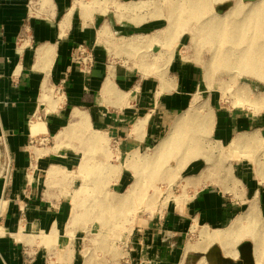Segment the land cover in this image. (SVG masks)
Returning a JSON list of instances; mask_svg holds the SVG:
<instances>
[{"label": "crops", "instance_id": "0c3cea01", "mask_svg": "<svg viewBox=\"0 0 264 264\" xmlns=\"http://www.w3.org/2000/svg\"><path fill=\"white\" fill-rule=\"evenodd\" d=\"M80 2L0 0V264H123L121 244L131 248L129 264H186L190 256H201L191 264H209L205 254L219 246L185 251L193 228L250 225L252 207L264 225V114L211 107L217 103L201 89L202 68L181 62L180 31L157 0H108L101 11ZM80 44L93 53L87 75L72 62ZM54 88L63 93L60 106ZM196 96L213 108L214 140L240 154L229 159V177L188 178L179 196L188 202L141 218L138 232L117 240L95 218L94 204L128 194L142 156ZM245 241L253 246L244 236L235 252Z\"/></svg>", "mask_w": 264, "mask_h": 264}, {"label": "bare ground", "instance_id": "6f19581e", "mask_svg": "<svg viewBox=\"0 0 264 264\" xmlns=\"http://www.w3.org/2000/svg\"><path fill=\"white\" fill-rule=\"evenodd\" d=\"M189 4V8H183L182 2L177 6H171L172 13L178 11L186 13L182 16V19L200 18L202 14L209 13L210 4L222 3L225 0H186ZM228 1V0H226ZM210 5V6H209ZM188 6V5H187ZM159 10V9H157ZM215 16L219 17L220 20L216 23H212L205 32V41L213 45V58L212 62L208 63L203 67V81L208 84L211 76L214 73H219L220 71L224 73L231 74L235 78H252L258 81L260 84L256 86L253 93H251L245 87L238 88L237 97L239 100V105L243 106L242 101L245 99L256 103L260 109L264 110V0H255L242 2V0H237L233 6L227 9L223 14H217L215 10ZM211 17H214L211 16ZM180 24H184L183 20L178 21ZM231 22V23H230ZM229 23V27L225 28L226 24ZM214 28V29H213ZM175 29V25L171 26V30ZM213 29V31H212ZM196 96L191 104V107L196 111L203 110V115L199 120L193 119L192 115H189L188 110L187 116H180L173 121L171 131L168 136L162 138L154 150L151 151V156L144 159L145 168L149 170L157 169V162L163 159V156H168L169 153H180L181 157L179 162L185 163L183 167H180L174 171L172 174V179L176 180L182 173H188L190 170L200 162L202 155L200 154V142L197 135L193 133L195 130L203 127L208 129V127L213 125L214 115L211 109L207 106V102L200 103ZM201 112V111H200ZM189 116V117H188ZM186 118H188L186 120ZM213 135V133H211ZM214 137V135H213ZM239 145L237 140L233 141ZM199 154L201 155L199 158ZM229 154V159H237L240 154L236 148L232 149ZM158 158V159H157ZM206 160V159H205ZM155 163V164H153ZM153 164V166H151ZM131 164L130 166H132ZM219 174V173H214ZM211 174H206L207 178H210ZM151 179L157 177V174L150 175ZM185 179L182 185L185 186ZM140 189V182H136L131 187L130 195H136ZM186 198V197H185ZM178 198L169 205L172 209L184 204L189 201L186 199ZM131 200L129 197L124 196L114 208L123 209L126 207L128 201ZM109 205L104 206L107 209ZM99 210L102 209L98 208ZM111 209V207H109ZM98 210V211H99ZM248 222H252L250 225L243 224L244 222H237L231 228L224 231H209L203 229L199 232L198 239L186 245L184 248L186 252H203L208 251L211 245H217L221 248L223 254L230 258H236L237 252H235L233 246L234 244L244 236H249L251 241H253V257L254 264H264V230L261 231L256 223L257 211L255 208L249 212ZM103 224V223H102ZM248 227V228H247ZM129 232V231H128ZM97 242H104L105 236L97 235L94 237ZM249 242V241H248ZM251 243V242H250ZM99 244V243H97ZM217 248V247H216Z\"/></svg>", "mask_w": 264, "mask_h": 264}, {"label": "rangeland", "instance_id": "374dc122", "mask_svg": "<svg viewBox=\"0 0 264 264\" xmlns=\"http://www.w3.org/2000/svg\"><path fill=\"white\" fill-rule=\"evenodd\" d=\"M108 0H86L84 3H78V5L83 8V6H89L90 9H94V11H101V7L103 4L107 6ZM131 1V0H130ZM157 6H158V12L166 11L167 18L169 20V26L174 24L175 29L174 31H180L178 35H175L174 39L176 38L175 47L178 45V50L176 52L179 54L180 57H182L183 64H193L195 66H200L202 68V74H203V67L207 65L208 63L212 62L214 50L213 45L207 41H205V32L206 30L211 27L210 25L212 23H216L220 20L219 17H216L215 10L213 9L214 5H211L209 7V13H203L200 18H191L190 19H182L183 15H186V13L174 11L175 13L171 15L172 9L171 6H177L181 4V2H185V0H157ZM237 0H229L227 2L229 3H235ZM226 2V3H227ZM186 3V2H185ZM111 6H114L116 8L115 3H111ZM183 4V3H182ZM187 4V3H186ZM144 6V5H143ZM187 6V5H186ZM233 6V5H232ZM88 9L87 7H85ZM89 10V9H88ZM214 17H211L213 16ZM160 17V16H159ZM183 20L184 24H180L178 21ZM231 23V22H230ZM229 23L226 24L225 28L229 27ZM214 29V28H213ZM212 29V31H213ZM176 34V33H175ZM175 51V50H173ZM196 68V67H195ZM162 69L167 70L168 67L165 65L164 68H161L159 66L158 72ZM260 83L252 78L242 77V78H235L232 77L231 74L224 73L220 71L219 73H214L211 76V79L209 80L208 84L204 83L202 84V90H206L208 94L212 97H215V102L217 103L216 106L211 107H218L223 108V112H231V115L237 116L239 114L246 113L247 115L251 117H256L259 115L264 114V110L260 109L259 106L251 101L243 100L242 104L243 106L239 105V100L237 97L238 88L245 87L248 89L251 93H253L254 89H256V86H258ZM193 87L196 86V84L192 85ZM195 89V88H194ZM193 97V96H192ZM191 97V98H192ZM199 99V98H198ZM193 101V98L192 100ZM200 103L205 102L204 99L199 101ZM191 107V106H190ZM209 108V106H207ZM211 111L213 112V108ZM194 108L191 107L189 111V115L193 116L194 121L199 120L201 122V117L203 115V110L196 111ZM188 110H184L182 113L176 115L172 120L171 124L168 125L166 129V133L163 136V138L171 131V127L173 125V121L177 117L180 116H187ZM222 110V109H221ZM201 111V112H200ZM214 113V112H213ZM214 115V114H213ZM189 117V116H188ZM230 116H228L229 119ZM188 118H186L187 120ZM214 121H216V117L214 116ZM213 129V125L208 127V129L199 128L195 130L193 133L194 135H197L200 142V154L202 157L200 158V162L197 163L188 173H182L181 178L179 180H173L172 174L174 171L180 167H183L185 163L179 162L180 158L182 157L180 153L175 154L174 150L173 153H169L168 156H163V159L159 162H157V169L149 170L148 168H145V162L144 159L151 156V152H147L142 156V161L140 163L141 171L139 173L138 182H140V189L139 192H137L136 196L130 195L129 190L128 194L126 195L131 200L128 201L127 205L123 209L114 208L118 205L117 202L121 200L118 199H112V197H109V207L107 209H104L103 207L105 205H102L99 201L94 204V206L101 208L99 210L98 216L95 217L101 224L102 228L108 232H112L111 234L117 237L118 239H121V234H125L124 238H127L129 234H131L132 230L135 232H138L141 228L135 227L137 223L140 222L141 218L144 217H159L160 214L167 208V206L171 205V203H174L175 200L180 196V186L182 185V182L187 178H197L199 174L202 175V177L206 176V174H211L212 176L214 173H219L220 175H223L225 179H227L230 175L229 171V154L226 151V146H224L220 143H217L213 135H211ZM166 136V137H167ZM99 137V136H98ZM264 149V142L260 145ZM183 158V157H182ZM158 159V158H157ZM206 159V160H205ZM229 163V164H228ZM155 164V163H153ZM151 164V166H153ZM157 174V177L154 179H151L150 175ZM140 195V197H139ZM189 195L185 194L184 198L188 197ZM183 198V199H184ZM185 198V199H186ZM105 200V198H103ZM101 201V200H100ZM258 228L264 230V225H258ZM99 228V227H98ZM96 228V231H98ZM203 230L201 228H193L191 233L188 234V236L185 239V246L189 243H193L198 239L199 232ZM113 231H119V233H113ZM129 231V232H128ZM106 233V234H107ZM105 234V233H104ZM246 239V238H245ZM116 240V239H115ZM241 242V241H239ZM238 243V242H237ZM236 243V244H237ZM239 244V243H238ZM119 245V244H118ZM112 247V245H111ZM115 249L112 251H115L118 253V249H116L117 246L113 245ZM186 251V250H185ZM131 252V248H129V254ZM115 255V254H111ZM114 258V256H113ZM115 259V258H114ZM188 262V263H187ZM186 264H191L190 260H187ZM202 263H205L203 261Z\"/></svg>", "mask_w": 264, "mask_h": 264}, {"label": "water", "instance_id": "95a60500", "mask_svg": "<svg viewBox=\"0 0 264 264\" xmlns=\"http://www.w3.org/2000/svg\"><path fill=\"white\" fill-rule=\"evenodd\" d=\"M243 2L255 1V0H242ZM232 6V4L227 3L223 4L216 8L217 14H223ZM237 252L239 259L236 262L224 258L218 248H213L210 252L205 254V258L209 264H254L253 262V247L252 244L248 241L243 242L238 246ZM201 259V256H190V261L192 263L198 262Z\"/></svg>", "mask_w": 264, "mask_h": 264}, {"label": "built area", "instance_id": "2783aa9c", "mask_svg": "<svg viewBox=\"0 0 264 264\" xmlns=\"http://www.w3.org/2000/svg\"><path fill=\"white\" fill-rule=\"evenodd\" d=\"M93 53L92 49L86 47L85 45H78L75 50L74 54L72 56V62L78 67L79 71L82 74L87 75L89 71L91 70L93 66ZM53 92V101L56 106H60V95L63 94L60 88H54L52 90ZM3 212H0V219H3ZM1 231V229H0ZM122 254L123 257L121 258V261H123V264H129V248L127 244H121ZM127 254V256H126Z\"/></svg>", "mask_w": 264, "mask_h": 264}]
</instances>
